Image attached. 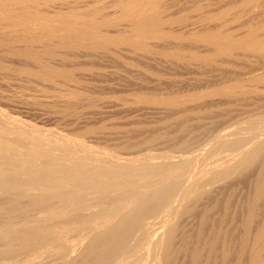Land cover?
<instances>
[{
  "label": "bare ground",
  "instance_id": "bare-ground-1",
  "mask_svg": "<svg viewBox=\"0 0 264 264\" xmlns=\"http://www.w3.org/2000/svg\"><path fill=\"white\" fill-rule=\"evenodd\" d=\"M66 1L68 0H0V41L5 44L4 47L1 46L3 48L7 47L6 45L11 46V53L8 51V54H12L11 56L22 57L26 59V62H32L30 63L32 66H29V73L39 78L53 82L62 81L64 85H71L66 86V93H62L63 89L56 85L60 89L57 92L53 90L51 95H46L44 93L46 91L42 88L44 95L39 94L44 98L56 100L61 105L65 104L62 109L55 111L67 119L74 116L77 118L80 115L78 113L81 110L75 105L79 101V96L81 98L88 92L87 88L80 85L83 79L81 77V80L76 75V71H88L89 69L82 61L69 67L66 64L65 66L55 64L54 61L52 62L53 59L66 62L72 58L75 60L76 57H92L104 51L108 53L116 48L147 53L152 52L151 48L154 47L149 45L150 40H167L169 37L183 43L191 41L204 44V47L206 45L210 51L201 53L198 52L199 50L188 49L190 55L187 53L186 55L192 61L205 62L208 63L207 65L215 63L220 57L226 59L227 56L233 57L239 52L264 53V35H258L259 30L246 28L245 32L241 31L242 34L236 35L234 31H224L222 26H209L218 17H222V14L223 16L226 14V9L223 8L225 4L223 7L220 4V12L216 10V13L214 8H209L212 4L210 3L211 6H209L208 3L202 9L204 10L202 16L189 20L185 18L184 13L177 16L168 13L169 9L161 6L162 0H112V5L116 10L115 15H112L111 11L110 14L102 13L100 12L102 10L94 9L90 5L88 7L91 8L87 9H82L80 6H67ZM254 1L250 0L248 3H255ZM46 3L55 5L53 8H51L53 4L50 5V9ZM173 24L179 25L178 29H185L186 32L185 30L172 31L169 26ZM198 27L202 29L197 31ZM207 48L205 47V50ZM163 53L169 55L167 51ZM183 53L185 52L173 53L172 51V55L180 60L184 59L183 56L185 57ZM260 74L258 76L256 74L254 81L263 83L262 89L260 88L262 92L264 74ZM237 77L233 82L229 81L231 83L221 85L220 88V85L217 88H211L206 93L217 96L218 94L219 96L220 94L235 96L241 91L242 94V90L246 87L243 83L245 80L240 81ZM251 79L252 76L248 80ZM162 99L159 101L161 102ZM92 100L90 99L86 104L88 108L96 105V98L95 102ZM179 101L173 98L163 100L164 103H170V105ZM20 118L11 116L0 109V262L4 264L19 262L20 264H49L50 261L52 262V257L57 261L51 264H171L174 253V250L172 251L174 249L172 248L173 240L177 228L181 226L179 219L185 217L205 194L212 193L211 190L206 191L209 187L211 189L218 183L223 184L229 178H235L255 167L257 175L253 182L252 195L247 202L248 212L245 220H242L241 235L236 248L237 257L233 264H243L242 256L245 252H248V264H264V212L262 216L260 215L262 217L260 225L250 239L251 224L259 210V204L264 202V127L262 128L264 125H261L259 130L257 128L258 132L254 133L255 136L253 134V136H250L251 134L238 136V133H243L242 128L241 132H239L240 128L238 130L230 128L231 130H224L214 137L211 136L212 139L198 147L197 144L194 146L192 144L196 148L190 151L186 150L188 149L186 146L190 143L185 144L186 140H183L184 143L171 145L173 148L168 149L169 152L164 151L162 154L154 152V154L146 151L138 155L132 153L134 156L127 157L129 153L124 156L104 153L103 150L98 149L97 151L94 146L91 145L92 148L86 146L87 144L83 143L80 138L71 137L66 132V135L60 134L58 138L54 132L51 133L55 139L57 138L52 140L54 138L51 139V135L44 132L43 128H38L31 121ZM206 144L207 147H205ZM203 151L208 152L209 157L216 151L223 155L205 163L201 160L204 155ZM126 164L132 167H126ZM216 186L213 187V191ZM216 241L215 238L208 240L209 246L212 248L217 244ZM181 249H183L182 246ZM201 250L203 251L196 247L194 252H191L193 253L191 254L192 261H198ZM183 252L185 254V251ZM228 256L229 250L223 249L221 254L223 264L226 263L225 258Z\"/></svg>",
  "mask_w": 264,
  "mask_h": 264
},
{
  "label": "rangeland",
  "instance_id": "rangeland-1",
  "mask_svg": "<svg viewBox=\"0 0 264 264\" xmlns=\"http://www.w3.org/2000/svg\"><path fill=\"white\" fill-rule=\"evenodd\" d=\"M236 1L235 0H223V1L222 0H203V1L202 0H196V1L195 0H174V1L173 0H168V1L162 0L161 6L166 8V9H169L168 13H171L175 16L184 13V15H186L188 17L190 16L189 18H187L185 16V18L191 20L193 18L196 19V18H199L200 16H202V13L204 11V10L202 11V9L208 3L212 4V6H211V4L209 5V6H211L209 8H211V9L214 8V12L216 10L217 11L219 10L218 12H220V9H219L220 6L223 7V5L225 4V7H223V8L226 9V12H225L226 14H224V16L222 14L221 15L222 17H218L213 23L211 22L209 24V26H211V27L222 26V28L224 27L223 28L224 31H230V32L234 31L233 33L236 35L242 34L244 29H245V31L247 29L259 30V31H257V34L258 35H264V31H263L264 30V0H255L254 1L255 3H250V4L248 3L250 0H236ZM67 2H69V3L71 2L70 4H72V5H70ZM77 2H79V3H77ZM49 3H46V4H47V6L49 5L48 7L50 8L51 7L50 5H52L53 3H51V4H49ZM65 3L67 4V6H76V7L80 6V8H82V9H84V8L87 9V8L92 7L94 9L102 10V11H100L102 13L108 12V14H110V11H111L112 15L116 14V10L114 9L115 7H113V5H112V0H88V1L87 0H76V1L75 0H68ZM244 3H246V4H244ZM247 4H249V5H247ZM54 5L55 4H53L51 8H53ZM89 5L91 7H88ZM196 5H198L199 7L198 6L196 7ZM226 5L228 6V8ZM231 5H233V6H231ZM44 6H46L45 3H44ZM44 6L41 5V7H43V8H44ZM65 6H64V8L66 9L67 6L66 7ZM65 9H63V10H65ZM182 9H183V12H181ZM184 9H186V10H184ZM243 9H244V11H243ZM54 10H56V9H54ZM217 11H216V13H217ZM239 12H240V14H239ZM53 14H54V12H53ZM217 20H218V22H217ZM217 23H219L220 25ZM169 27H170L169 29H171L172 31L179 30L178 29L179 25L177 26V24H173ZM239 27H241V28H239ZM122 28H123V26H122ZM225 28H226V30H225ZM200 29H202V28L198 27L197 31L198 30L200 31ZM238 29L239 30L241 29V30L239 31ZM184 30L185 29H183V30L180 29L179 31H184ZM195 31H196V28H195ZM184 32H186V30ZM238 32H240V33H238ZM172 38L173 37H169V38H167V40H159V41L158 40H150L148 42L149 45H151V47L152 46H154V47L151 48L152 52L150 51L147 53L140 52V51L134 52L132 50L126 51V50H124V48H118V49L116 48L115 50L108 51V53L104 51L105 53L104 52L97 53L95 55H92V57L91 56H89L87 58L86 57H83V58L82 57H80V58L76 57L75 60H74V58H72L70 60L68 59L69 61L66 60V62L59 60V59L58 60L56 59L57 61L55 59H53L52 60V62L54 61L53 63H55V64L57 63L58 65H64V66L66 64L69 67L73 66L75 64L77 65L82 61V63L86 64L88 69H89L88 71L78 70L79 73L76 71V75L80 79H81V77L83 79V80L81 79L83 82L82 83L80 82L81 84L80 83L79 84L82 85L83 88H85V89L87 88L86 91L88 90V92H86L87 96L82 95L81 98L79 96L78 103L76 105L74 104L75 106H78L79 110H81L78 113V115L79 114L80 115L77 116V118H76V116H74L73 117L74 119L72 117H70L71 119L69 117L67 119L66 117L64 118V116L62 117V115L60 113H56L57 111H55V110L62 109L65 106V104L63 105V103H62V105H61L56 100H52L51 98H46V97L44 98V96L43 97L40 96V95H44V93L46 95H48V94L51 95L54 91L57 92L58 90H60L59 88L63 89V91L61 90L62 93H66L65 91H67V90H65V89L69 86V84L64 85V83L62 81H59L60 83L58 81L53 82L51 80L39 78L36 75L29 73V71H28L30 69L29 66H32L30 64L32 62H30V61L26 62L25 61L26 59H24L22 57L18 58V56H16V57L14 55L11 56L12 54H8V51L11 53V51H10L11 46L6 45L7 47L3 48L5 44H2L3 42L0 41V67H1L0 68V109L4 110L7 114H9L11 116H14V117L17 116V118L21 117L20 119H22V120L24 118V120L31 121L32 123L35 124V126L37 125L38 128L39 127L43 128V131L48 132L49 135H51V133L54 132V135L57 137L58 135L63 134V133L65 134V132H66L71 137H74V138L78 137L77 139L80 138L83 141V143L87 144L86 146H90V147H91V145H92V147L94 146L95 150H97V149L100 151L103 150L104 153L107 152V153H112L115 155L122 154L124 156L127 153H129L128 155H126L127 157L128 156H134L133 154L138 155V154H141L143 152L145 153L146 151L147 152L151 151V153L157 152L156 154H160V153L162 154L164 151L169 152L170 148H173L172 147L173 145H175L177 143H181V142L184 143L183 140L187 141V142L185 141V144L186 143L191 144V146H190V144H188L186 146V147H188V149H186V150L190 151L191 149L196 148V146L198 147V145L204 144V143H206V141L208 142L210 139H212L211 136L214 137L215 135H217L221 131L231 130L234 128H237V130L240 128L239 132H241V128H242L243 133H238V136H241V135L243 136L246 134H249V135L251 134L250 136H253L254 133H257L258 130L261 128V125H264V95H263L264 90L262 92L260 91V88L262 89L263 83H260V82L257 83L256 81H254V79L258 76V74H260V73L264 74V53H260V54L259 53H257V54L251 53L250 54V53H245V52H239L238 54L236 53L237 56H236V54L233 55V57L227 56L228 58L230 57L229 60L227 57H226V59H224V57L223 58L220 57L219 58L220 60L217 59L215 63L212 62V63H209V65H207L208 63H205V62H200V61H195V60L192 61L190 59V57L187 56V55H190V54H188L189 50H193V49L197 50V51L199 50L198 52H201V53H202V51H203V53L210 51L206 45H205V47L207 48V50H205L204 44H200L197 42L194 43L191 41H184V43H183L181 41L176 40L175 38H173V39ZM163 43H164V45H163ZM188 43H190V44H188ZM2 45H3V47H1ZM8 47H9V49H7ZM164 48H165V50H164ZM175 48H178V49H175ZM182 48L183 49L185 48L186 51L183 50ZM4 49H6V50L4 51ZM168 49H169V51H168ZM157 50L160 53H158ZM163 51L169 52V55L168 54L165 55L163 53ZM172 51H173V53L176 51L185 52V53H183V55H185V57L183 56L184 59H182V58H181L182 60H180V58L176 59V57L172 55ZM161 53H162V55H161ZM186 53H187V55H186ZM252 54H254V55H252ZM167 55H168V57H167ZM246 56H248V57H246ZM186 58H188V59L186 60ZM89 59H90V61H89ZM11 60H15V61H11ZM52 62L50 60V63H52ZM240 62H241V64H240ZM18 63L20 65H17ZM62 63H64V64H62ZM88 64L91 66H89ZM33 66H34V64H33ZM258 66H259V69H258ZM261 66H263V67H261ZM21 67H23L24 71ZM18 69H20V71ZM256 69H257V71H256ZM260 69H261V71H260ZM26 70H27V72H26ZM253 70H254V73H253ZM245 71H247V72H245ZM248 71H250V72L252 71V72L250 73ZM255 73L257 74V76ZM80 74H81V76H80ZM237 76H239V77H237ZM248 76L250 78L252 76V79H251L252 81L248 80L249 79ZM235 77H237V79L239 78L238 80H240V81H242V80L246 81V82L243 81L244 86H246V87H244V90H242L243 91L242 94H241V91H239L240 93L237 92L235 96H233V95L227 96L226 95L228 97L227 98L223 94H220L221 96H219V94H218V96H217L216 94H210L209 92H208V94L206 93L211 88L212 89L214 87L217 88L219 85H220L219 86V88H220L221 85L223 86V85H226L227 83L233 82L234 80H236ZM28 78H30V79H28ZM229 81H231V82H229ZM247 82L249 85L247 84ZM251 82H252V84H251ZM253 85H254V87H253ZM250 86H251V88H250ZM42 88L46 92H44ZM54 88H56V90ZM40 90H41V92H40ZM256 90L258 93L256 92ZM26 94H27V96H26ZM237 94L239 96H237ZM16 95H18V96H16ZM23 95H24V97H23ZM222 96H224V97H222ZM229 96H230V99H229ZM22 98L24 101L22 100ZM82 98H83V100H82ZM95 98H96L97 102H95ZM161 98H163V99L160 102L159 100ZM169 98L176 99L177 101L180 100L181 102L179 101V102L175 103L176 105L175 104L170 105V103L166 104L163 102V100H166ZM195 98H197V100ZM88 99L89 100L93 99L92 101L95 102L96 105L88 108L86 106V104L89 101ZM186 99H188V101ZM15 101L17 103H19L20 105H18ZM52 101H56V102H52ZM23 104H25V105H23ZM32 108H34V109H32ZM93 113H94V115H93ZM80 116H81V118H80ZM247 121H250V122L247 123ZM238 124L240 125V127ZM237 125H238V127H236ZM250 125L253 129L250 127ZM90 127L92 130L90 129ZM243 127H245V129ZM263 127L264 126H262V128ZM257 128H258V130H257ZM250 129H251V131H250ZM48 133H46V134L48 135ZM249 135H247V136H249ZM55 136H53V134H52L51 139L54 138ZM208 137H209V139H208ZM56 139L54 138L52 140H56ZM107 144H108V146H107ZM192 144H193V146L195 144H197V145L195 147H193ZM205 147H207V144ZM148 148H149V150H148ZM206 151H208V150H206ZM206 151H205V153L203 151V154L205 156L202 155V157H201L202 158L201 160L202 161L204 160L205 163L211 162V160L218 158V157H221V155H223L221 152L216 151L215 153H213L211 155V157H209L208 156L209 151L208 152H206ZM214 154H215V156H214ZM206 157H207V159H206ZM202 161H200V162L204 163ZM137 163H139V161ZM126 167H132V166H130V164H126ZM248 171L247 170L244 171V174L242 173V175L241 174L238 175L239 177L235 176V178L234 177L229 178L228 181L224 182L225 184L224 183L222 184V182H221V183L216 184L218 186L214 185V186H216V189H215L216 191L212 190L214 186H212L211 189L209 187L208 188L209 190L207 189L206 191L210 192V190H211L212 193L209 194L207 192L208 194H205L203 199L201 198L200 200H198L196 202V204H194L195 206L192 207V210L190 212H188L186 214V216L184 215L185 217H182V219H179V224L181 226L178 225V227L180 226V228H177V232H176L175 237H174L175 239L173 240L172 248H174V249H172V251L174 250L173 251L174 253L172 255L173 257H172L171 261L172 260L173 261L171 262V264H187V263L188 264H198V262H201V264H223L222 259H221V254H222L223 249L229 250V256L225 258L226 259L225 264H233L234 263V261H235L234 259H236V257H237L236 248L238 246L237 242H239V238L241 235V226L243 223L242 220H245V218H246V215L248 212V203L247 202H249L248 199L252 195L253 187H254L253 182H254L255 177L257 175V169L255 167H252V169L251 168L248 169ZM219 184H220V186H219ZM212 196H214V197H212ZM202 200H204V201H202ZM212 203H213V205H212ZM259 205H260V206H258L259 210H258L256 217H254L253 222L251 224L250 239L253 237L255 230L257 229V227L260 225V223L262 221L261 216L263 214L262 212H264L263 211L264 210L263 209L264 208V202H262ZM204 207H206V208H204ZM260 209H262V210H260ZM198 210H199V212H198ZM206 219L208 221H206ZM203 220H205V221H203ZM199 224H201V225H199ZM239 224H240V227H239ZM196 227L199 229V232H198V229ZM251 232H252V234H251ZM218 233H220V234H218ZM251 235H252V237H251ZM217 237H219V238H217ZM214 238L217 239V241H216L217 244H215L211 248V246H209V244H208V240L209 241L214 240ZM202 240L205 241L207 244L205 242H203ZM174 242H176V243H174ZM180 242L181 243L184 242V243L181 244ZM181 246L184 250L181 249ZM195 246L200 248V249H203V251L202 250L200 251V256H199V259L197 262L192 261L193 259L191 257L192 256L191 254H193L191 252H194V249L196 248ZM208 246H209L210 250H209ZM177 249L180 251H178ZM211 249H212V251H211ZM189 250H191V251L189 252ZM183 251H185V254ZM210 253H212V254H210ZM245 255H246V257H245ZM182 256H184V257H182ZM200 258H202V259H200ZM207 258H208V261H207ZM215 258H216V260H215ZM51 259H52V262L50 261L49 264L57 261L55 258L51 257ZM177 259L179 261H177ZM45 260H47V259H45ZM184 261H187V262H184ZM228 261H229V263H228ZM203 262H205V263H203ZM242 263L248 264V252H245V254L243 253ZM0 264H4V263L0 262ZM17 264H20V262ZM21 264H23V263H21Z\"/></svg>",
  "mask_w": 264,
  "mask_h": 264
}]
</instances>
